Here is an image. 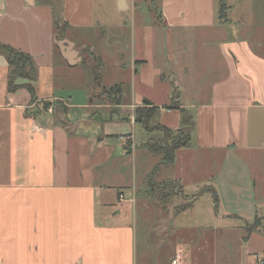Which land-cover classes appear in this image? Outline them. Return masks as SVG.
I'll return each instance as SVG.
<instances>
[{"label":"crops","instance_id":"obj_1","mask_svg":"<svg viewBox=\"0 0 264 264\" xmlns=\"http://www.w3.org/2000/svg\"><path fill=\"white\" fill-rule=\"evenodd\" d=\"M242 1L153 0L158 23L182 50L172 49L164 61L165 51L147 48L150 24L140 17L142 48H135L134 27L129 48L124 43L128 51L113 46L111 81L101 84L115 97L107 112L97 86L86 97L79 93L86 102L64 101L69 94L59 95L60 79L83 67L87 55L102 65L106 53L94 55V40L106 28L126 29L122 13L134 10L136 1L124 0L119 10L117 0L114 7L96 0H0V44L27 54L37 68L31 102L23 88L7 91L8 66L0 53V264H148L135 255L139 191L135 181L117 185L123 174L140 172L141 186L160 160L145 147L153 133L131 122L145 102L155 108L158 126L179 129L174 104L193 120L190 146L175 153L173 165L161 166L155 181L175 182L181 197L193 198L190 206L209 197L217 223L237 222L242 232L259 209L264 213V0ZM155 57L160 64L153 66ZM162 63L171 65L168 73ZM70 109L82 116L71 118ZM126 135L131 146L121 141ZM231 154L240 166L227 158ZM205 187L218 197L216 211L210 193H199ZM119 194L127 201L120 203ZM145 201L141 207L148 210ZM171 204L156 210L163 223L180 211ZM263 230L246 242L241 237L242 254L230 264H264ZM177 252L179 264H210L196 259L199 251L194 259L176 246L158 264H171Z\"/></svg>","mask_w":264,"mask_h":264},{"label":"rangeland","instance_id":"obj_2","mask_svg":"<svg viewBox=\"0 0 264 264\" xmlns=\"http://www.w3.org/2000/svg\"><path fill=\"white\" fill-rule=\"evenodd\" d=\"M135 1L136 4L134 5V10L129 9L128 12L122 13V16L125 18L124 22L126 29H124V27H120L119 31H117L114 29L116 26L111 27L113 29L106 28L103 38H99L96 40L97 42L94 40L97 47L94 55L99 56L100 53L104 54V51L106 53L102 65H98L97 63L99 58L91 57L85 53L88 57V62L83 67H79L75 71L76 73L73 72L66 78L70 84L67 83V80L61 77L62 79H60V81L62 80L63 88L61 94L59 95L69 94L67 98H64V101H69V104L72 106L76 103L77 97L79 100L86 102L84 98H79V93L85 95L86 97L88 91L93 93L92 88L96 89L97 86L98 89H96L95 96H100L103 99H106L107 103L110 105L107 112L112 109V102H114L115 99L113 90H108V88L103 89L101 88V84H106L111 81L114 63L113 54L115 52L114 47L119 45L121 50L125 49V52L128 51L124 43L127 42V46L129 48V32L130 30L132 31L133 27L135 33V48L137 50L142 48L141 39L143 25H140L139 23L140 17L141 19L148 21V24H150L146 25L150 27L149 36L151 38V43L147 46V48H150L153 51H165L167 56L163 59L164 61L169 60L168 55L171 54L172 49H177L178 51L182 50V42L176 41L172 43L169 39L168 33H166V31L162 29L163 27H161L158 23L156 16L158 10L156 6L158 7V5H154L153 0ZM96 2H105L108 4V7H114L113 0H96ZM127 2L129 3V0H127ZM248 2L253 4L251 0H248ZM244 3L245 0L241 2V4ZM156 4H159L158 1ZM55 7L57 10H61V4H55ZM102 7V4H97L98 9ZM61 32L62 30H57V37H60ZM92 34L93 32H89V37H92ZM91 39L95 38L92 37ZM185 49L188 53H191L192 41L186 42ZM159 61L160 58L155 57L154 60L152 59L151 65H159ZM179 61L180 59L176 57V62L178 63ZM162 65L164 72L168 73L171 69V65L169 63L166 65L162 63ZM169 82L171 81L169 80ZM69 97H72L71 101L68 100ZM101 100L102 99H95L93 102L97 103ZM164 107L163 105L159 106L161 110L165 109ZM136 109L137 108L133 110L132 114L131 111L128 112V114H131V122H134ZM69 115L71 118H76L79 115L82 116L81 112L76 109H70ZM106 115H108V113H106ZM157 119L158 118L155 117V121L153 122L152 120L149 124L148 130L153 133L151 136L153 140L150 138L148 142L159 141L163 136L162 132L158 129V124L156 122ZM140 128L139 126H135L136 130L144 131L142 126ZM227 158L234 165L240 166V163H242L241 159L237 155L231 154ZM139 176L140 172L137 173L135 178H132V175H128L126 173L123 174L117 182V185H126L128 183V186L130 187L132 181H135V185L139 191L137 197L138 214L136 216V224L134 226L135 255L139 263H162L175 246L181 248L185 251V254H188L189 257H194V259L196 250L199 251L200 253L197 252L198 257L196 259L200 262L208 261L210 264L234 263L238 259L239 255L242 254L240 247L243 243L241 242V237L244 235V232H242L240 228H237L239 223L229 220L217 223L210 211L212 205L209 202V197H201L196 200V204L194 206H190L193 198L184 196L181 197L183 194L175 182L167 181L162 183L158 180L155 181L153 178L150 181L146 180V182H143L140 186ZM188 195H190V193ZM144 200H147L145 202L149 203L148 210L141 207V205H144ZM167 201L171 202V205L175 207L178 206L175 208L176 211L177 209L179 211V208L183 206L190 207L180 210L179 213L175 214L173 219L169 216L163 223V220L156 210H160V204H166L168 203ZM258 212L259 213L256 218L259 217V228L262 230L264 229V215L263 219L260 218V215L264 213H261L260 209ZM252 222L253 221L250 220L247 224H251Z\"/></svg>","mask_w":264,"mask_h":264},{"label":"trees","instance_id":"obj_3","mask_svg":"<svg viewBox=\"0 0 264 264\" xmlns=\"http://www.w3.org/2000/svg\"><path fill=\"white\" fill-rule=\"evenodd\" d=\"M224 6L219 3V18L224 17ZM60 30L59 27L56 28ZM0 53L4 55L7 66V91L9 93H14L18 89H25L30 95L31 102L35 101V82L37 78V68L30 56L24 54L18 50H15L9 46L0 44ZM23 81V84L20 82ZM145 107L137 108L135 110L134 123L139 124L143 129L149 133V124L153 120L154 107L148 102L144 103ZM43 110H46L49 106L47 103H43ZM171 109H177L181 113V125L178 130H169L163 126H158V129L162 132L163 136L161 140L148 142L146 148L149 152L154 155L160 156V161L153 167L150 174L147 176V181L152 180L161 166H171L174 162L175 153L178 150L187 148L191 144V133L193 130V120L191 116L183 109H180L179 105L174 104L170 106ZM200 194L210 193L214 210L218 209V197L212 188L205 187L201 189ZM190 206L180 207L179 210H184ZM259 219L254 218L251 224L244 223L243 231L244 237L243 241L246 240L259 228Z\"/></svg>","mask_w":264,"mask_h":264},{"label":"built area","instance_id":"obj_4","mask_svg":"<svg viewBox=\"0 0 264 264\" xmlns=\"http://www.w3.org/2000/svg\"><path fill=\"white\" fill-rule=\"evenodd\" d=\"M121 141H122L123 143H125L126 145L131 146V144H130V142H131V137H130V135L123 136V137L121 138ZM118 200H119L120 203H121V202L123 203V202H126V201H127V200H125V199L123 198V196L120 195V194H119V196H118ZM130 201L133 202V199H131ZM180 257H181L180 252H177V253L175 254V256H174V258H173L171 264H179V262H180Z\"/></svg>","mask_w":264,"mask_h":264},{"label":"water","instance_id":"obj_5","mask_svg":"<svg viewBox=\"0 0 264 264\" xmlns=\"http://www.w3.org/2000/svg\"><path fill=\"white\" fill-rule=\"evenodd\" d=\"M118 1V4H117V7L119 10H123L125 7L123 6V1L124 0H117Z\"/></svg>","mask_w":264,"mask_h":264}]
</instances>
